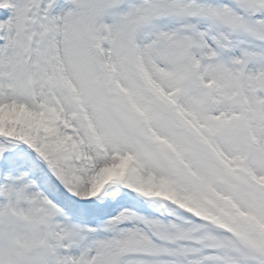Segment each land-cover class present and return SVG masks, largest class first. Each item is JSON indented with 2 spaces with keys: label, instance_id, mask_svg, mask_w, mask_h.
Wrapping results in <instances>:
<instances>
[{
  "label": "snow or ice",
  "instance_id": "snow-or-ice-1",
  "mask_svg": "<svg viewBox=\"0 0 264 264\" xmlns=\"http://www.w3.org/2000/svg\"><path fill=\"white\" fill-rule=\"evenodd\" d=\"M0 0V264H264V0Z\"/></svg>",
  "mask_w": 264,
  "mask_h": 264
},
{
  "label": "rangeland",
  "instance_id": "rangeland-1",
  "mask_svg": "<svg viewBox=\"0 0 264 264\" xmlns=\"http://www.w3.org/2000/svg\"><path fill=\"white\" fill-rule=\"evenodd\" d=\"M71 7L70 0H58L57 3V11H60L62 9H67ZM10 15V13L5 9H0V19H6L7 16ZM3 41H0L2 43Z\"/></svg>",
  "mask_w": 264,
  "mask_h": 264
}]
</instances>
